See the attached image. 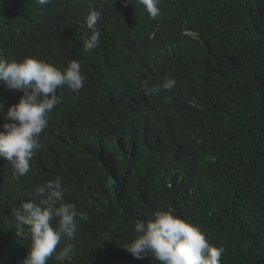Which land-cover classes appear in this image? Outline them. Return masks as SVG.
I'll list each match as a JSON object with an SVG mask.
<instances>
[{
  "label": "trees",
  "instance_id": "16d2710c",
  "mask_svg": "<svg viewBox=\"0 0 264 264\" xmlns=\"http://www.w3.org/2000/svg\"><path fill=\"white\" fill-rule=\"evenodd\" d=\"M129 2L0 0V59L77 60L85 77L78 94L57 90L28 174L0 158V264L31 243L13 209L57 178L78 213L65 264H155L126 250L155 211L223 247L221 264H264V0H160L155 19ZM92 9L101 37L85 52ZM165 78L171 92L144 95ZM21 95L2 84L6 109Z\"/></svg>",
  "mask_w": 264,
  "mask_h": 264
},
{
  "label": "clouds",
  "instance_id": "9594fccd",
  "mask_svg": "<svg viewBox=\"0 0 264 264\" xmlns=\"http://www.w3.org/2000/svg\"><path fill=\"white\" fill-rule=\"evenodd\" d=\"M15 0H6V4ZM48 5L52 0H36ZM155 19L160 14V0H134ZM126 3H130L126 0ZM101 13L92 9L84 17L83 50L91 52L99 45L101 31L97 27ZM85 77L81 64L69 60L61 71L57 67L34 57L21 61L0 59V95L2 84L9 92L18 91L22 95L19 102L5 108L0 100V158L11 164L14 174L24 176L31 171V160L39 149V137L48 126L47 116L53 108L62 103L57 90L67 88L78 94L84 85ZM176 81L165 78L160 84L148 86L145 83V96L159 95L162 91L171 92ZM78 213L73 203L63 202L62 181L57 178L38 185L27 202L12 211V228L17 236H30L28 253L22 264H65L72 252V244L59 248L61 241H72L78 230ZM57 221V226H53ZM136 237L127 246L134 259L147 257L155 264H221L225 251L223 247L212 246L204 233L195 225L169 211H155L146 220L134 224ZM59 248V250H58Z\"/></svg>",
  "mask_w": 264,
  "mask_h": 264
}]
</instances>
